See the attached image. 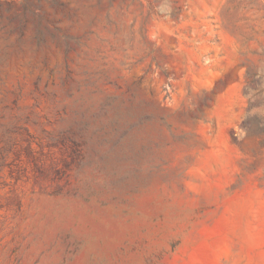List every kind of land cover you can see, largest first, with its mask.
<instances>
[{"label": "rangeland", "instance_id": "rangeland-1", "mask_svg": "<svg viewBox=\"0 0 264 264\" xmlns=\"http://www.w3.org/2000/svg\"><path fill=\"white\" fill-rule=\"evenodd\" d=\"M0 264H264V0H0Z\"/></svg>", "mask_w": 264, "mask_h": 264}]
</instances>
